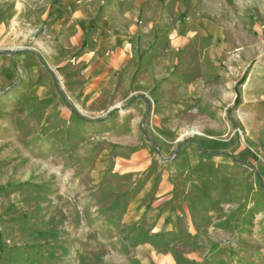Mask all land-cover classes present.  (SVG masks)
Masks as SVG:
<instances>
[{
  "label": "rangeland",
  "instance_id": "rangeland-1",
  "mask_svg": "<svg viewBox=\"0 0 264 264\" xmlns=\"http://www.w3.org/2000/svg\"><path fill=\"white\" fill-rule=\"evenodd\" d=\"M56 5L0 0V264H264V0H72L67 33ZM161 40L218 52L234 147L148 129Z\"/></svg>",
  "mask_w": 264,
  "mask_h": 264
},
{
  "label": "crops",
  "instance_id": "crops-1",
  "mask_svg": "<svg viewBox=\"0 0 264 264\" xmlns=\"http://www.w3.org/2000/svg\"><path fill=\"white\" fill-rule=\"evenodd\" d=\"M70 1L72 0H61L62 7L56 5V11L62 14L61 19L64 21L62 28L66 33L74 23L67 6ZM112 2L110 1L105 10L95 17L100 24L103 23L106 26L113 21L115 13ZM77 14L80 20H85L87 16L80 11ZM60 28L61 26L58 30ZM214 33L212 29L201 30L198 38L208 40L214 36ZM167 46V41L161 40L150 48L143 65L146 71L135 79V89L138 91L141 89L155 100L154 112L149 120L148 129L151 132L169 134L172 144L178 142L179 135L193 131L192 134H197L206 140L209 139L205 142L211 145L216 144L220 148L227 149L234 147L233 140L230 141L229 132L235 128L227 117V111L234 102L235 96L229 87L232 82L229 83V80L225 79L215 60L218 52L211 44L203 45L191 48L190 51H183L177 58L179 48L173 47L171 43L172 52V48ZM188 53H192L194 57L186 60ZM130 54L132 60L134 58L131 70L135 67L137 69L139 64L137 48ZM172 55L177 58L175 67L180 70L178 72L173 70ZM125 61V58L120 57L115 61V66H122ZM112 66H114L113 63L105 62V68H112ZM217 74H221V78ZM139 96L132 102L131 122L134 119L138 120L139 117L143 118L147 111L145 97ZM196 151V144L187 145L181 153L180 161H191Z\"/></svg>",
  "mask_w": 264,
  "mask_h": 264
},
{
  "label": "trees",
  "instance_id": "trees-1",
  "mask_svg": "<svg viewBox=\"0 0 264 264\" xmlns=\"http://www.w3.org/2000/svg\"><path fill=\"white\" fill-rule=\"evenodd\" d=\"M239 101V94H237L236 98H235V104H237Z\"/></svg>",
  "mask_w": 264,
  "mask_h": 264
},
{
  "label": "bare ground",
  "instance_id": "bare-ground-1",
  "mask_svg": "<svg viewBox=\"0 0 264 264\" xmlns=\"http://www.w3.org/2000/svg\"><path fill=\"white\" fill-rule=\"evenodd\" d=\"M193 132V131H192Z\"/></svg>",
  "mask_w": 264,
  "mask_h": 264
}]
</instances>
